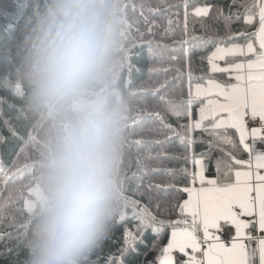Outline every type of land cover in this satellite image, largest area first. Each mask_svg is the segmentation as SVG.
<instances>
[{
    "label": "snow or ice",
    "instance_id": "snow-or-ice-1",
    "mask_svg": "<svg viewBox=\"0 0 264 264\" xmlns=\"http://www.w3.org/2000/svg\"><path fill=\"white\" fill-rule=\"evenodd\" d=\"M182 4L186 34L180 45L182 55L190 62L194 53H203L202 74L194 77L189 66L186 98L181 84L178 102L170 98L167 82L155 88L148 82L137 85L139 103L145 110L136 117L128 115L126 129L129 123L146 119L158 122L177 139L185 150V164H191V168L180 169L184 186L179 191L187 198L174 205L179 208L178 219H160L149 205L136 198L143 195L140 188L148 174L137 157L136 170L121 176L124 198L120 211L83 264H264V148L259 147L264 145V0H229L226 7L207 0L200 5L182 0ZM158 5L169 7L168 0H158ZM129 7L134 11L139 8L141 15L146 8L153 11L143 0L138 6L124 0L125 17ZM213 8L215 23L223 25L222 31L202 24L205 33L211 35H188V17L203 20L210 17ZM144 22L152 24L147 17ZM234 24L241 27L233 28ZM130 27L127 24L121 53L122 72L129 79L133 71H140L132 64L135 41L130 37ZM148 31L151 33L152 27ZM148 48L149 55L154 56L151 43ZM176 73L182 80V71L178 68ZM216 74L226 76V81L216 79ZM136 92L129 89L131 95ZM150 102L164 106L178 121L183 118L187 122L173 128L159 111H147ZM5 104L8 114L4 112ZM194 109L197 119H193ZM38 130L37 119L26 106L19 107L12 99L0 97V196L8 193L6 200L0 198V240L5 236L15 238L18 244L24 243L25 249L39 195V166L37 162L21 164L20 160L27 152L40 149ZM196 131L199 138L193 136ZM197 142L206 144L207 151L197 155ZM135 145L141 148L144 141L137 140ZM131 146L125 136L124 149ZM6 155L10 161L7 166L3 164ZM209 165L214 168L212 176L207 175ZM169 175L172 179L167 187L171 188L175 186V173L170 171ZM152 187L148 185L149 190ZM17 194L25 197L21 209L25 220L20 224L11 215ZM148 199L151 202L155 198ZM154 207L161 211L158 202ZM163 211L171 214L168 209ZM6 219L15 225V235L4 231ZM121 229L122 243L113 252L111 245ZM253 229L258 236L249 235ZM229 232L234 235L226 239ZM166 234L168 239L162 243ZM149 254H153L151 261L147 259ZM23 264H27V255Z\"/></svg>",
    "mask_w": 264,
    "mask_h": 264
},
{
    "label": "clouds",
    "instance_id": "clouds-1",
    "mask_svg": "<svg viewBox=\"0 0 264 264\" xmlns=\"http://www.w3.org/2000/svg\"><path fill=\"white\" fill-rule=\"evenodd\" d=\"M124 0H46L23 80L48 125L27 264H83L121 209Z\"/></svg>",
    "mask_w": 264,
    "mask_h": 264
},
{
    "label": "trees",
    "instance_id": "trees-1",
    "mask_svg": "<svg viewBox=\"0 0 264 264\" xmlns=\"http://www.w3.org/2000/svg\"><path fill=\"white\" fill-rule=\"evenodd\" d=\"M141 2L142 0H129L130 4H136L137 6ZM143 2L150 3L153 11H148L146 8L143 15H141L139 8L134 11L132 7H129L126 12L127 24L131 26L130 37L135 41L134 46L131 48L133 54L132 64L140 68L139 72L133 71L130 79L122 72L123 87L132 109L129 113L131 117H136L138 112L145 110L144 105L139 103V93L136 92L137 85L148 82L151 87L155 88L167 82L170 98L178 102L181 100V84H183L186 98L189 66L194 77L202 74L200 56L203 53H194L190 62L182 55L180 45L186 39L182 0H168L169 7L159 6L158 0H143ZM204 2L205 0H190L193 5H200ZM207 2L212 5L226 7L229 0H207ZM44 8H46V0H0V97L12 99L19 107L26 106L28 89L23 80L25 60L30 51L36 17ZM145 17L152 21L151 25L145 24ZM214 17V8L210 17L203 18V20L193 18L190 15L188 17V35L197 37L211 35V32L205 33L202 24L211 25L222 31L223 25L215 23ZM169 20L172 21L171 25L168 23ZM149 27H152L151 33L148 31ZM238 27H241V25H233V28ZM149 43L152 45L151 51L155 54L154 56L149 55ZM173 57H177V59H173ZM206 67L205 63L203 68L206 69ZM178 68L184 74L182 80L177 77L176 69ZM153 69L155 71H152ZM174 77L176 78L174 79ZM216 79L223 82L227 78L222 74H216ZM129 89L136 92V95H131ZM3 108L5 114H8L7 104ZM147 111H159L173 128L178 129L179 124L187 122L183 118L178 121L176 117L171 116L165 110L164 106L152 102L147 105ZM197 118L198 115L196 109H194L193 119ZM36 119L40 130H38L40 149L27 152L26 156L21 158L20 163L31 165L37 162L40 174L43 159L48 150V125L43 119ZM148 129L152 130L149 131ZM126 136L132 142V146L124 149L121 176L124 172L131 174L136 170L137 157H139L141 164L148 169V174L144 179L143 186L140 188L143 195L136 198L149 205L160 219L175 221L179 218V208L174 207V205L182 204L183 200L187 198L185 193L179 191L184 186L183 174L180 169L184 167L191 168V164H185L183 159L185 150L166 128L155 121L145 119L136 124L129 123ZM193 136L199 138V131L194 132ZM140 139L144 141V146L138 148L135 141ZM194 150L199 155L200 152L207 151V145L197 142ZM213 155L216 154L213 153ZM9 162L6 155L3 164L7 166ZM170 171L175 173V186L171 188L167 187L169 180L172 179L169 175ZM213 173L214 168L209 165L207 175L212 176ZM149 184L153 186L151 190L148 188ZM7 195V192H3L0 198L6 200ZM149 196L155 199L150 202ZM24 198L17 194L16 202L13 204L11 215L15 217L16 224H20L25 220L24 213L21 210ZM157 202L161 206L160 212H157L154 207ZM163 209H168L171 214H165ZM2 227L5 232H12L13 235L17 231L15 225H10L7 219ZM30 229L27 238L30 236ZM167 239L166 234L162 243L166 242ZM115 240L116 242L111 245L113 252H116L122 243V229L117 231ZM6 249H11V251L6 252ZM0 253H5V255L0 256V264H13V262L23 264L27 255L24 243L18 244L15 238L9 239L7 236L0 240ZM147 259L151 261L153 254H149Z\"/></svg>",
    "mask_w": 264,
    "mask_h": 264
},
{
    "label": "built area",
    "instance_id": "built-area-1",
    "mask_svg": "<svg viewBox=\"0 0 264 264\" xmlns=\"http://www.w3.org/2000/svg\"><path fill=\"white\" fill-rule=\"evenodd\" d=\"M249 124H250V126L252 125V122L251 121H249ZM255 126H257V127H259V124L257 123ZM253 235H259V233L255 230V231H253ZM231 236V234L230 233H228L227 234V236H226V239H227V237H230Z\"/></svg>",
    "mask_w": 264,
    "mask_h": 264
},
{
    "label": "crops",
    "instance_id": "crops-1",
    "mask_svg": "<svg viewBox=\"0 0 264 264\" xmlns=\"http://www.w3.org/2000/svg\"><path fill=\"white\" fill-rule=\"evenodd\" d=\"M259 147L264 148V145H259ZM253 231H255V229H253ZM253 231L249 232V235H253ZM231 236L234 235V232H230Z\"/></svg>",
    "mask_w": 264,
    "mask_h": 264
}]
</instances>
